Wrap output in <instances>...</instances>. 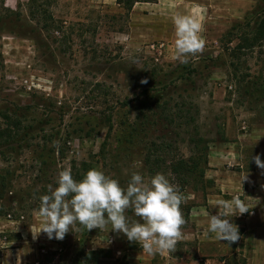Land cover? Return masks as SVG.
<instances>
[{
    "label": "rangeland",
    "instance_id": "rangeland-1",
    "mask_svg": "<svg viewBox=\"0 0 264 264\" xmlns=\"http://www.w3.org/2000/svg\"><path fill=\"white\" fill-rule=\"evenodd\" d=\"M158 2L137 4L126 23L111 17L124 13L116 0H0V125L15 135L0 143V259L5 254L10 261L17 253L28 264H251L243 227L237 225L240 238L231 254L205 247L194 235L186 207L203 204L213 185L208 178L183 183L168 167L175 154L200 152L188 143L186 127L177 125L168 136L173 149L150 151L154 156L149 164L144 163L147 148L126 153L117 137L120 123L130 116L124 101L140 90L145 72L180 62L175 58L173 16L196 17L202 38L207 34L203 52L190 57V63L222 52L228 42L221 43V36L245 23L258 6L264 7V0ZM229 40L232 45L240 41L236 35ZM234 60L237 69L206 71L199 82L197 124L209 144L224 138L227 119L235 121L237 130L242 120L249 125L264 121V42ZM249 86H254L250 92ZM92 168L124 187L133 171L146 179L163 173L179 187L186 198L181 205L186 224L171 251L176 258L164 251L131 260L130 252L142 249L124 234L109 231L110 225L89 232L78 226L62 240L39 233L40 197L50 184L55 186L59 172L68 169L79 181ZM127 215L140 221L131 210ZM231 222L236 224L233 217ZM21 246L20 253L15 248ZM100 250L102 254L85 258Z\"/></svg>",
    "mask_w": 264,
    "mask_h": 264
},
{
    "label": "clouds",
    "instance_id": "clouds-1",
    "mask_svg": "<svg viewBox=\"0 0 264 264\" xmlns=\"http://www.w3.org/2000/svg\"><path fill=\"white\" fill-rule=\"evenodd\" d=\"M172 21L175 58L187 64L190 57L202 53L205 48L202 23L194 16L181 14L173 16ZM58 144L55 143L57 150ZM253 159L264 169V160L259 154ZM185 202L179 187L163 173L146 179L140 172L133 171L124 187L100 169H89L79 181L65 169L59 172L55 186L50 184L47 194L40 197L38 214L42 227L39 233H45L49 239L62 240L70 231L79 230L78 226L89 232L104 230L110 225L109 231L124 234L144 253L154 256L175 251L182 239L186 220L181 205ZM214 206L218 212L210 216L206 232L214 233L216 239L230 245L237 242L239 229L231 221L233 216L249 211L246 203L234 197L230 201L217 200ZM129 210L142 222L132 220L127 215Z\"/></svg>",
    "mask_w": 264,
    "mask_h": 264
},
{
    "label": "trees",
    "instance_id": "trees-1",
    "mask_svg": "<svg viewBox=\"0 0 264 264\" xmlns=\"http://www.w3.org/2000/svg\"><path fill=\"white\" fill-rule=\"evenodd\" d=\"M157 1L116 0V3L124 9V13L123 16L111 17L123 19L128 23L131 12L138 3ZM252 13L253 16L247 17L245 23L235 24L221 36L220 42L227 41L228 44H222V52L219 54L197 57L187 64L181 62L169 64L166 69L155 66L152 72H145L144 77L147 82H141L140 90L132 98L124 101L127 106L130 105V116L120 123V133L117 137L120 149L126 153H136L147 148L144 163L149 164L154 156L150 151L161 149L165 153L173 149L174 144L168 136L174 133L177 125L186 127L189 135L188 143L194 145V148L200 152L189 157L175 154L168 159V167L183 183H189L193 179L196 181L199 178L207 179L205 171L209 146L205 144L209 143L201 136L197 124L200 113L197 102L199 82L206 77V71L210 75L214 69L220 67L231 66L237 69L234 58L239 60L242 54L251 53L263 45L264 7L260 5ZM235 35L240 41L232 45L233 40H229V37ZM253 87L249 86L248 92ZM178 118L181 119V123L177 122ZM14 136L11 128H3L0 125V143H9ZM157 137L161 140L160 145L156 143ZM208 181L211 186L214 185L211 179ZM192 207L193 205L189 204L186 212L189 213ZM231 245L235 250L236 243ZM102 253L103 250L91 251L85 254V258Z\"/></svg>",
    "mask_w": 264,
    "mask_h": 264
},
{
    "label": "crops",
    "instance_id": "crops-1",
    "mask_svg": "<svg viewBox=\"0 0 264 264\" xmlns=\"http://www.w3.org/2000/svg\"><path fill=\"white\" fill-rule=\"evenodd\" d=\"M158 1L144 3L157 5ZM172 37L175 38L174 25ZM224 126V138L212 141L208 149L205 174L214 182L212 190L203 204L194 205L189 212L190 221L195 224L194 235L207 248L212 245L223 249L225 254L235 252L232 245L216 239L214 233L206 232V228L210 216L218 212L214 206L217 200L230 201L238 197L249 209L244 214L233 216L236 225L243 227V233L248 238L244 249L249 251L251 264H264V169L259 168L253 159L259 154L264 160V121L249 125L246 120H242L237 130L235 121L227 119ZM15 249L23 252L22 246ZM130 253L131 260L136 255L146 254L135 250ZM164 255L176 258L171 251L164 252ZM9 257L4 254L0 264H28L17 253L10 261L7 260Z\"/></svg>",
    "mask_w": 264,
    "mask_h": 264
}]
</instances>
